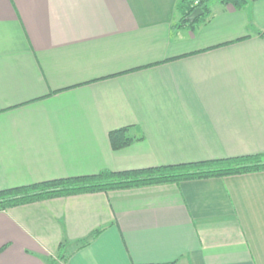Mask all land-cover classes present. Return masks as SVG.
<instances>
[{
	"label": "crops",
	"instance_id": "0c3cea01",
	"mask_svg": "<svg viewBox=\"0 0 264 264\" xmlns=\"http://www.w3.org/2000/svg\"><path fill=\"white\" fill-rule=\"evenodd\" d=\"M247 1L183 26L180 0H0V191L264 154V0ZM0 264H264V172L0 212Z\"/></svg>",
	"mask_w": 264,
	"mask_h": 264
},
{
	"label": "trees",
	"instance_id": "16d2710c",
	"mask_svg": "<svg viewBox=\"0 0 264 264\" xmlns=\"http://www.w3.org/2000/svg\"><path fill=\"white\" fill-rule=\"evenodd\" d=\"M212 1L233 6L235 9H242L248 4L247 0H180L177 11L182 15V25L192 26L193 23H189L187 18L198 8L202 9L205 15L197 21L210 17ZM130 130L131 128L127 127L109 134V141L114 151L123 150L135 142L136 139L131 136ZM261 172H264V154L124 172L104 170L92 176L57 179L2 190L0 191V212L32 203L77 195L108 193ZM102 232V230L96 231L89 239L80 243L81 247L87 246Z\"/></svg>",
	"mask_w": 264,
	"mask_h": 264
},
{
	"label": "water",
	"instance_id": "95a60500",
	"mask_svg": "<svg viewBox=\"0 0 264 264\" xmlns=\"http://www.w3.org/2000/svg\"><path fill=\"white\" fill-rule=\"evenodd\" d=\"M204 15H205L204 11L202 9L198 8L187 18V21L189 23H194L198 19L202 18Z\"/></svg>",
	"mask_w": 264,
	"mask_h": 264
},
{
	"label": "built area",
	"instance_id": "2783aa9c",
	"mask_svg": "<svg viewBox=\"0 0 264 264\" xmlns=\"http://www.w3.org/2000/svg\"><path fill=\"white\" fill-rule=\"evenodd\" d=\"M198 3H196V5H197Z\"/></svg>",
	"mask_w": 264,
	"mask_h": 264
},
{
	"label": "rangeland",
	"instance_id": "374dc122",
	"mask_svg": "<svg viewBox=\"0 0 264 264\" xmlns=\"http://www.w3.org/2000/svg\"><path fill=\"white\" fill-rule=\"evenodd\" d=\"M168 185V184H167Z\"/></svg>",
	"mask_w": 264,
	"mask_h": 264
}]
</instances>
